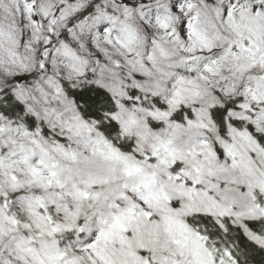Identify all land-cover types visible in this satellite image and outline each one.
Segmentation results:
<instances>
[{"label":"snow or ice","instance_id":"1","mask_svg":"<svg viewBox=\"0 0 264 264\" xmlns=\"http://www.w3.org/2000/svg\"><path fill=\"white\" fill-rule=\"evenodd\" d=\"M0 264H264V0H0Z\"/></svg>","mask_w":264,"mask_h":264}]
</instances>
